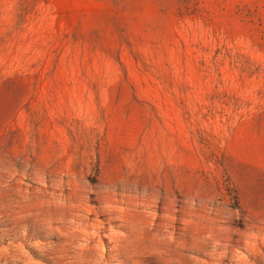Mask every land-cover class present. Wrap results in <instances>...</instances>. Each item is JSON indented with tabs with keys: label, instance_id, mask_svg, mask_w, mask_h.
<instances>
[{
	"label": "rangeland",
	"instance_id": "374dc122",
	"mask_svg": "<svg viewBox=\"0 0 264 264\" xmlns=\"http://www.w3.org/2000/svg\"><path fill=\"white\" fill-rule=\"evenodd\" d=\"M0 264H264V0H0Z\"/></svg>",
	"mask_w": 264,
	"mask_h": 264
}]
</instances>
